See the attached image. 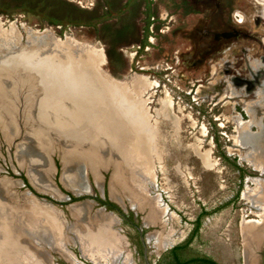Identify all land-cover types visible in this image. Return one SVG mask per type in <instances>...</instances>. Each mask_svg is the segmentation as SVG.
Segmentation results:
<instances>
[{"label": "rangeland", "instance_id": "obj_1", "mask_svg": "<svg viewBox=\"0 0 264 264\" xmlns=\"http://www.w3.org/2000/svg\"><path fill=\"white\" fill-rule=\"evenodd\" d=\"M261 1L257 3L259 7L264 3V0ZM164 2L165 5L158 0H0V29L3 39H9L13 33L10 22L16 21L20 46H34L37 54L54 51L62 57L66 55L62 52H71L81 55L90 64L93 61L91 66L96 71H105L110 67L118 76V70L124 66L122 72L131 73L130 83L122 86V89L116 88V94L121 95L122 90L127 92L132 101L130 105H135L137 110L140 108L141 113L145 112L146 115V163L144 168L142 159L141 166L146 173L148 192L156 197L163 213L162 226L153 227V241L147 242L150 244L147 245V259L152 263L161 248L180 241L186 235L201 206L207 209L215 207L228 199L236 188L237 171L216 153L211 134L213 130H219L223 149L244 168L241 186L232 202L202 217L197 237L183 254L206 253L220 264H242L244 260L254 258L252 252L247 251L245 233L256 230L255 227L260 224L257 221L264 216L263 125L251 122L248 113H241V116L234 96H224L226 102L213 108V115L218 116L216 121L223 124H208L206 117L191 106L190 94L186 92L189 88L186 59L178 55L175 69L173 63L165 62L169 61L166 54L170 52L171 44L165 47L167 52L164 53L162 46L146 40L141 31L143 25L140 19L146 20L144 27L151 23L149 33L150 29H155L158 17L155 16L151 22L152 17L147 15L151 7L158 15L160 12L164 14L162 8L171 6L170 0ZM155 3L158 5L155 6ZM143 10L146 17L141 15ZM140 43L148 45V49L145 44L138 46ZM130 64L133 65L132 69L129 68ZM134 67L159 71L160 78L151 73L135 71ZM19 77L22 75L19 74ZM19 82L21 90L17 92L21 93L23 89L25 96L17 93L11 95V90L4 93L11 119L21 115L16 102H21L27 94L37 93L34 89L24 90V87L27 88L24 83L29 82L26 79ZM197 93L200 94L201 90ZM196 101L194 104L205 107L206 103L200 101V96ZM209 105L206 109H209ZM234 108L238 111H234ZM244 133L247 139L242 136ZM8 144L0 143V150L2 145L3 149L8 148ZM133 148L132 151L144 150L136 145ZM3 159L6 161V158ZM17 184L18 181L8 178L4 187L9 192L16 189L22 196L25 189ZM4 205H7L6 202L0 201V214ZM69 248L71 254L64 255L65 258L51 251L50 264L66 263V259L70 264H95L81 256L76 246L69 245ZM15 250L22 251L17 246ZM15 257L27 264H37L39 260L37 256ZM103 261L104 264H115L106 258ZM38 264H41L40 260ZM116 264H120L119 259ZM129 264L147 263L135 252L131 254Z\"/></svg>", "mask_w": 264, "mask_h": 264}, {"label": "flooded vegetation", "instance_id": "obj_2", "mask_svg": "<svg viewBox=\"0 0 264 264\" xmlns=\"http://www.w3.org/2000/svg\"><path fill=\"white\" fill-rule=\"evenodd\" d=\"M158 1L160 4L162 3L165 5L166 3L164 0ZM258 2L260 3L263 1L170 0L171 6L162 8L164 14L160 12L158 15V12L152 9V7L149 9L147 17H152L151 22L155 16L158 17L154 25L155 29H150V33L148 30L151 23H149L147 27H144V21L146 20L140 19L143 25L141 31L146 40H149V42L154 41L155 44L162 46L164 48V53L167 52L165 47L171 44L172 48L170 52L166 54L169 61L165 62H169L170 64L173 63L175 67V64L178 62L177 58L186 59V75L188 76L189 82V88L186 92L190 94L189 103L194 108L196 107L200 114L206 117V121L210 125L212 123L223 124L221 121H216L218 116L213 115V108L226 102L224 96H234L238 100H235V102L239 105V114L241 116V113L250 114V121L256 125L261 123L263 125L261 126L263 128L262 132L264 131V3H261L262 5L259 7L257 5ZM156 5L158 4L155 3V6ZM142 13L141 15L146 17L145 10H143ZM0 17H2V13H0ZM157 22H159V24H156ZM10 24L13 33L10 34L9 39H3L4 36L0 29V92L3 93L4 96V93L11 90V95L14 93V95H16L17 93L18 95L25 96L23 89L21 93H18L21 90L19 89L21 85L19 80L26 79L29 81L24 83V85L27 86V88L24 87L25 91H33V89L37 91L40 83L38 79L35 78V75H37L38 72L34 70L36 67L28 68L29 65L28 63L26 65V62L20 64L15 60L12 61V59L4 57L5 53L6 55L7 53L10 54L20 48L18 22L11 21ZM144 44L140 43L138 46L142 47ZM144 46L148 49V45L145 44ZM92 63L93 61L91 64ZM132 66L130 64L129 68L132 69ZM123 67L118 70V72H120L118 76H115L116 73L111 71L110 67L105 68V71H96L97 73L95 74L101 76L104 80L103 85L105 81L108 82V85L111 84L109 81H112L114 87L116 85L115 88L119 87L122 89V86L130 83L129 80H132L129 76L131 73L122 72ZM175 69H177V67H175ZM1 70L3 72H1ZM133 70L151 73L156 78H160L159 71H152L151 69L145 68L141 69L140 67L138 69L134 67ZM19 74H21L23 78L19 77ZM40 76L41 75L38 73V77ZM104 76L107 80L104 79ZM45 84L47 85L48 82L46 79H43V83L40 85V96L47 90ZM109 89L113 88L109 87ZM199 89L201 90L200 94L197 93ZM109 93V99H111L112 104L114 101L117 103L122 102H119V98L121 97H117L116 93ZM125 93V99L122 98L123 101H125L124 103L128 104L127 106L130 107L129 110H133L135 113L130 111V115H126L127 119H125L123 127H126L124 131H126L127 137L123 136L121 138V135H119L121 133L115 130L116 134L114 141L119 147L120 144L124 147L125 143H131L132 141V146L134 147L137 141L140 140L144 142L141 148H145L146 150V147H144L146 145L145 138L147 136L145 112L142 114L140 108L137 110L135 105L133 107L130 106L129 104H132V101H130L127 92ZM118 95L121 96L122 94ZM26 96L27 97L22 99L21 102L17 101L15 104L19 106L18 109L21 111V115H12L14 116V119H12L14 128L9 136L5 137V135H3L4 130L0 123V143H9L8 148L3 149L2 145L0 150V155L3 156L0 161V171H2L0 172V179L11 178L13 181L19 180L17 185H20V188L28 190L37 197L57 202L58 204H64L65 202L77 199H91L93 210L101 207L103 210L109 211L115 215V227L124 235L131 254L136 252L138 255H141L143 259V246L138 228H140L142 237L145 239L147 254V245L149 244L147 242L153 241L152 237L155 232L153 227L162 226L163 213L162 207L159 208L157 205L158 202L156 197L148 192L146 185L147 181H143L142 176H138L136 172L139 166L140 169L143 170L140 165L142 163L127 159L121 162L119 159H116V156L110 154L113 158L112 163H110L106 169H100V185H98L97 181L93 179V176L89 174L90 189L79 194H74L64 189L59 181V162L57 156L53 154L54 163L56 165L55 172L53 173L54 183L57 188L65 192L68 197L65 200H57L53 199L48 193L38 191L30 182L26 173V162L22 163L24 160L22 153L27 150V147H30L28 141L30 136L27 128L33 124L30 111L38 98V94L37 98H34L33 94H27ZM199 96L200 101L203 100L206 103L205 107L194 104V101H196V98ZM240 102L245 103V105L243 106ZM207 104H210L209 109H206ZM113 105H115V103ZM234 111L238 110L234 108ZM132 115L134 116L129 117ZM210 116L213 117L212 120L209 119L211 118ZM115 118L119 119L118 115ZM130 124H134L137 128ZM115 126L116 129L119 128L117 124ZM218 131L213 130L211 134L217 155L230 164H232L231 160H233L242 168L241 163L230 158L223 149L219 139L221 132L219 133ZM261 134L264 135V133ZM242 136L246 139L248 137L246 133H244V135L242 134ZM261 136L262 135H260L258 139H260ZM122 139L123 142H121ZM120 154L119 152L115 155ZM141 155H143L142 157L144 160L146 156L144 150L141 152ZM125 156L127 157V155ZM226 156H228L229 159H227ZM2 158H6V161H4V159L2 160ZM241 168L234 167L237 171L238 183L231 196L224 201L228 200L232 202L237 197L235 192H239L237 189L242 180L240 177ZM15 191L16 192L12 193L19 195V191L16 189ZM152 196L154 198H150ZM257 222L260 224L255 227L256 230H252L251 233H245L247 236L245 240L248 244L246 245L247 251H249V253L252 252L255 261L253 262L254 258L251 261L244 260L242 264H264V216ZM148 237L150 240H148ZM171 245L163 249L161 248L157 256ZM241 247H243V242L241 243ZM52 251H56L58 252L56 255L64 257L61 251ZM52 254L51 252V255ZM65 261V264H70L68 259ZM59 264H61V262Z\"/></svg>", "mask_w": 264, "mask_h": 264}, {"label": "crops", "instance_id": "obj_3", "mask_svg": "<svg viewBox=\"0 0 264 264\" xmlns=\"http://www.w3.org/2000/svg\"><path fill=\"white\" fill-rule=\"evenodd\" d=\"M62 75L57 106L51 109L49 100L41 97L36 99L35 108L36 105L41 107L44 118L38 116L33 125L27 128L30 147L22 153V163L26 162V173L30 182L38 191L48 193L57 200H65L68 195L60 191L54 183L53 173L56 165L53 154L59 162V181L64 189L74 194L90 189L89 174L100 185V169H106L112 163V155L121 162L127 159L138 163L143 159L141 150H131L134 148L130 142L125 143L124 147L115 143L116 126L110 125V133L107 134L103 131V122L97 115H83L84 110L79 114V105L77 107L74 102L77 101L76 93L71 94L64 86ZM122 106L125 108L123 104ZM49 111L53 112L51 116ZM34 127H41L44 132ZM136 146L140 149L139 143ZM119 152L121 155H115ZM145 163L144 157V168ZM136 172L146 181V173L140 166ZM6 191L7 187H4L2 193ZM20 196L19 194L12 198L10 208L17 211L14 210L12 218H7L6 230L0 226V233L6 237L4 239L22 238L26 241L25 245L12 241L14 246L22 249L15 251L16 255L37 256L43 263L50 264V251H61L67 256L71 254L69 245H72L77 247L81 256L95 264H104L105 258L115 264L117 259L120 264L130 263V248L124 235L115 227V215L101 207L93 210L91 199H77L58 204L37 197L27 190L22 198ZM3 207L8 208V205L1 207L0 217L5 211Z\"/></svg>", "mask_w": 264, "mask_h": 264}, {"label": "water", "instance_id": "obj_4", "mask_svg": "<svg viewBox=\"0 0 264 264\" xmlns=\"http://www.w3.org/2000/svg\"><path fill=\"white\" fill-rule=\"evenodd\" d=\"M32 46V45H31ZM21 48H18L17 51L12 52L10 54L5 53L6 58H10L17 62H19L20 64H27L28 65H35L37 68L34 69L36 72L39 73H43L44 69L47 70V72H50L51 74H53L51 82L48 83L46 86L45 90L47 92V94H43L42 96H40L39 93H41L40 91V85L41 83H43V78L42 76L38 77V73L37 75H35V78L38 79L40 85L39 86V90L37 89V93L34 94V98H37V94H38V98H42L44 100H49L50 101V108L53 109L55 106L58 105L59 103V83H60V76L62 75V83L64 84L65 87L68 88V91L73 94L76 93L75 99L77 101H74L75 103H77V107L78 105L83 106V109L81 110V112H77V114H82L83 111V115H98V113H96L97 108H98V103H99V98L103 99V103H102V110L101 112H111L113 113L112 109H110L109 106L112 105V101L111 99H109L110 97V93L106 92V90L102 91V94L100 93L99 95H95L91 92L88 91V83L87 81H92L93 75L96 76L95 73L96 70L93 69V67L91 66L92 64H90L89 62L85 61V58H82L81 55L77 54L75 55L74 53L71 52H62L65 53L66 55L62 56L60 54H56L54 53V51H51L50 53H45L44 54H37V48L33 47H28L25 46L24 44H22L20 46ZM43 48H45V46H43ZM36 56V58H35ZM86 71V72H85ZM1 72H3L1 70ZM84 72V73H83ZM99 72V71H98ZM104 74V73H103ZM102 74V75H103ZM103 77V76H102ZM104 79L107 80L104 76ZM110 85L113 86L112 81ZM116 86V85H115ZM87 88V89H85ZM104 88V87H103ZM89 92V93H88ZM83 96V97H82ZM98 98V99H97ZM46 100V101H47ZM108 100V103L107 101ZM3 101V104H1ZM97 101V102H96ZM42 102V100H41ZM36 103V102H35ZM6 105H8V102L4 99L3 93L0 92V107H7ZM98 105V106H97ZM100 107V106H99ZM49 110V109H48ZM10 109L8 111V114L10 115ZM51 111H49L50 113ZM53 114V112H51V114H49V116H51ZM114 114L115 111H114ZM30 115L32 117V122H34V119H38V116L41 117V119L44 118V115L42 114L41 111V107L35 108V104L33 105V108L30 111ZM48 115V114H47ZM117 115H120V113H118ZM11 117V115H10ZM119 117V120H121V117ZM122 121L124 122V119H122ZM127 124V123H126ZM33 124H31L30 126H32ZM14 128V126H13ZM12 128V129H13ZM29 128V126H28ZM42 132H44V130L41 127H34ZM11 129V131H12ZM34 131V130H33ZM5 135V137L9 136L10 134L8 132H3ZM3 177V176H2ZM5 178V176H4ZM8 178L6 179H0V201L1 202H6V204L8 205V208L11 207L12 205V198H13V194H11L8 190V192L6 191V193L4 192V194L2 193V189L4 188V184L6 183ZM2 184V185H1ZM28 191V190H27ZM2 207V206H1ZM4 209V207H3ZM139 230V235H140V239L142 241V246H143V259L147 264H153L151 261H149L147 259V254H146V243H145V239H143L142 234L140 232V228H138ZM2 233V232H1ZM0 233V234H1Z\"/></svg>", "mask_w": 264, "mask_h": 264}, {"label": "bare ground", "instance_id": "obj_5", "mask_svg": "<svg viewBox=\"0 0 264 264\" xmlns=\"http://www.w3.org/2000/svg\"><path fill=\"white\" fill-rule=\"evenodd\" d=\"M27 65V64H26ZM31 67H36L35 65H29V67L28 68H31ZM37 68V67H36ZM86 72V71H85ZM39 73V72H38ZM84 73V72H83ZM41 76H42V78L43 79H46V81L48 82V83H50L51 82V79H52V76H53V74H51L50 72H47V70L46 69H44V72L43 73H39ZM93 78L94 79H92V81L90 80V81H87V83H88V85H89V87H88V91L89 92H91V93H93V94H95V95H99L100 93L102 94V91H104V90H106V92H111V93H116V88L114 89L113 87H112V85H108V82L107 81H105L104 83V85H103V79L101 78V76H94L93 75ZM106 85V86H105ZM104 87V88H103ZM109 87H111V88H113V89H109ZM85 89H87V88H85ZM88 92V93H89ZM44 94V93H43ZM43 94H41V96L43 95ZM45 94H47V92H45ZM125 91L124 90H122V95L121 96H118L117 95V97H121V98H119V102L120 101H122L121 103H117V102H115L114 101V103H115V105H111V106H109L110 107V109H114V111H115V113L116 114H114V111H113V109H112V111H113V113H111V112H107V111H105V112H101L100 113V111L102 110V103L104 102L103 101V99H98L99 100V103H98V105L100 106H98V108H97V111H96V113H98V117H99V120H101L102 122H103V127L105 128L103 131H105V132H107V134H109L110 133V125H118L119 126V128H117V129H115V130H117L118 131V133H121V134H119V135H121V138L123 137V136H125V137H127L126 136V131H124L125 130V128L123 127V125L125 124L123 121H122V119H124V121H125V119H127V116L126 115H130V111L133 113L134 111L133 110H129V108L130 107H126V104L124 103L125 101H123V99H125ZM83 97V96H82ZM123 98V99H122ZM8 101V100H7ZM39 101H40V99H39ZM107 101V103H108V100H106ZM97 102V101H96ZM1 104H3V101H2V103ZM122 104L125 106V108L122 106ZM130 105V104H129ZM6 106H8V105H6ZM131 106V105H130ZM36 107H37V105H36ZM79 109H83V106H80L79 105V107H78ZM8 111H9V108H7V107H0V123H1V127L3 128V130H4V132L6 133V132H8L9 134L11 133V129L13 128V122H12V119H11V117H10V115L8 114ZM136 111V110H135ZM118 113H120V115H118V116H120L121 117V121L119 120V119H116L115 117L117 116V114ZM135 113V112H134ZM134 115H132V116H129V117H133ZM138 122V121H137ZM108 125H109V128H108ZM131 126H133V127H135V128H137L136 126H134V124H130ZM115 130H114V132H115ZM131 130V129H130ZM116 133V132H115ZM144 133H145V130H144ZM7 134V133H6ZM118 135V136H119ZM119 138V137H118ZM121 138H119V139H121ZM122 142H123V139H122ZM137 143H139L140 144V147H142L143 145H144V142H141L140 140H138L137 141ZM259 143H261V140H259ZM37 145V144H36ZM144 152L146 153V150H145V148H144ZM121 155V154H120ZM146 155V154H145ZM46 185V184H45ZM77 187V186H76ZM264 195V194H263ZM16 210V209H15ZM13 212H14V210L13 209H11V208H6L5 209V211H4V213H3V215L0 217V226H2L3 228H4V231L6 230V226H5V224H6V222H7V218H12V216H13ZM9 228H10V226H8ZM254 232V231H253ZM251 233V232H250ZM4 238H6V237H3V234H1L0 235V244H1V242L5 245L4 247L2 246V245H0V264H26L25 263V261H20L19 259H17L15 256H16V254L14 253L16 250H15V246H14V244H13V242H12V238H8V240L7 239H4ZM19 244H21V245H25L26 244V241L24 240V239H22V238H20V239H17L16 240ZM39 260H40V262H41V264H44L43 263V261H42V259L41 258H39ZM37 262V261H36ZM37 264H38V262H37Z\"/></svg>", "mask_w": 264, "mask_h": 264}, {"label": "trees", "instance_id": "obj_6", "mask_svg": "<svg viewBox=\"0 0 264 264\" xmlns=\"http://www.w3.org/2000/svg\"><path fill=\"white\" fill-rule=\"evenodd\" d=\"M226 157L227 159H229L228 156ZM231 163L234 165V167L241 168L240 165L236 164L233 160H231ZM243 171L244 168L242 167L240 174L241 179L243 177ZM240 186L241 183L239 184L237 190H239ZM235 195H238V191L235 192ZM228 202H229L228 200L221 202L215 207L208 209L201 206L195 218L192 219L191 227L189 228L186 235L180 241L175 242L171 246L164 249L160 253V255H158L155 258L154 264H220L211 255L206 253H191L188 255H184L183 252L190 246V243L197 237L202 217L206 214H210L211 212H213L218 208H221L224 204ZM61 264H65V263L62 262Z\"/></svg>", "mask_w": 264, "mask_h": 264}]
</instances>
